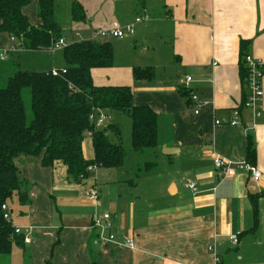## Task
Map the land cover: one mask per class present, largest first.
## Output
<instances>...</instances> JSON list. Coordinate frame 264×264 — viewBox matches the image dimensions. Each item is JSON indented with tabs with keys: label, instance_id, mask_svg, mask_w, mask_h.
<instances>
[{
	"label": "crops",
	"instance_id": "1",
	"mask_svg": "<svg viewBox=\"0 0 264 264\" xmlns=\"http://www.w3.org/2000/svg\"><path fill=\"white\" fill-rule=\"evenodd\" d=\"M75 1L85 9L83 22L72 18ZM30 4L24 13L38 25V0ZM56 17L67 44L81 32L98 41L100 30L123 28L143 18L134 34L112 38L114 65L93 70V77L99 85L131 86L135 105L150 106L157 113L154 152L171 167L162 186L166 183L179 204L145 214L137 211L135 202L105 204L99 198L96 206L83 198L87 190L81 199L78 196L88 178L77 183L61 162L50 168L42 165L41 157L21 156L15 163L18 176L30 183V201L22 205L16 200L15 216L12 202L8 206L13 225L31 227L32 234L30 243L14 245L10 264H218L215 255L219 264H264V97L260 116L242 106L239 123L215 125L216 120L232 119L233 109L244 100L241 41H249L246 54L264 60V0H56ZM66 31L72 34L71 42ZM15 44L8 34H0V49ZM45 51L49 50L12 52L0 63L21 64L20 54ZM135 67H153L155 79L136 81ZM187 77L192 78L188 89ZM190 94L201 101L197 115ZM106 123L116 124L109 122L108 114L102 127ZM249 135L256 144L254 165L262 178L254 181L246 167L237 168L234 176L220 177L215 157L235 165L244 162ZM165 147L176 152L164 155ZM91 148L85 153L88 160L94 157ZM191 180L198 184L197 196L186 186ZM104 211L112 214L111 230L118 242L100 248L94 245L91 222L95 213ZM132 234L134 250L121 244ZM235 234L238 244L229 240ZM213 244L215 253L210 251Z\"/></svg>",
	"mask_w": 264,
	"mask_h": 264
},
{
	"label": "trees",
	"instance_id": "2",
	"mask_svg": "<svg viewBox=\"0 0 264 264\" xmlns=\"http://www.w3.org/2000/svg\"><path fill=\"white\" fill-rule=\"evenodd\" d=\"M29 4L30 0H0V34L15 38L16 44L27 52L47 50L65 35L56 17V0H38V25L32 24L24 13ZM71 14L76 22L86 19L85 9L79 2L73 3ZM248 44L247 40L241 41L242 56ZM62 53L66 64L57 76L51 70H23L20 64H14L16 70L0 85V255L5 257H10L14 245L22 247L24 241L15 234L11 219L4 217L2 206L9 205L15 197L22 205L30 201V183L18 176L17 158L41 157L42 165L50 168L61 162L67 168L69 179L77 183L90 176L91 165L123 166L126 149L121 129L117 124L96 127L90 120L95 109L106 115L112 111L125 112L130 117L135 151L158 146L154 109L135 105L131 86L99 85L94 80L93 70L114 65L112 42L83 39L68 43ZM5 65L0 63L3 71ZM242 69L244 81L246 71ZM133 75L136 81L155 79L153 67H135ZM245 100L244 92L239 109ZM89 132L92 133V160L86 159L84 150ZM109 132L114 133L116 141L110 139ZM256 160V144L249 135L246 161L254 165ZM254 210L257 220L256 202Z\"/></svg>",
	"mask_w": 264,
	"mask_h": 264
},
{
	"label": "rangeland",
	"instance_id": "3",
	"mask_svg": "<svg viewBox=\"0 0 264 264\" xmlns=\"http://www.w3.org/2000/svg\"><path fill=\"white\" fill-rule=\"evenodd\" d=\"M30 5L31 4L27 6V9H29ZM64 20L65 19L62 18V22H64ZM66 33L68 34V41L71 42V32L66 31ZM89 36H91L90 33L86 34V32H81V36L76 38L77 40H83ZM97 40L104 42L113 41L115 39L100 36ZM3 43L4 40H2V44ZM20 55L23 58L20 67L23 70H47L46 68L54 64L59 66L65 62L61 50L55 54L51 51H45L35 56H28L23 53ZM15 70L16 67L13 65H5L4 71L0 68V85H4L7 77ZM108 115L109 122L116 123L121 129L122 143L126 149L125 163L118 168L99 167L95 173L90 172V176L86 180L85 185L83 184V189L78 193L79 198L81 199L80 194L84 193L85 190L96 187L99 191V198L103 200L105 204L112 201L121 204L135 202L137 211L144 212V214L151 210L172 208L179 204V198H174L167 192L165 188L166 183L162 186L163 180L171 167L161 160L162 158L160 155L155 154V148L146 149L143 152H135L133 150L131 143L132 122L125 112L112 111L109 112ZM106 125L107 123L105 126ZM108 135L112 141H115L113 132H109ZM90 139L91 136L86 137L85 153L92 149ZM187 197L188 196L185 195V198ZM83 198L85 199V197ZM16 203L15 197L11 204L13 206L14 216L18 214L19 211ZM9 262V257L0 255V264H8Z\"/></svg>",
	"mask_w": 264,
	"mask_h": 264
},
{
	"label": "built area",
	"instance_id": "4",
	"mask_svg": "<svg viewBox=\"0 0 264 264\" xmlns=\"http://www.w3.org/2000/svg\"><path fill=\"white\" fill-rule=\"evenodd\" d=\"M142 17L135 18L134 22L127 24L123 28H113V29H102L98 32L99 35L103 37H111V38H122L128 35H132L135 32V25L142 21ZM13 42H16L15 38L11 37ZM67 45L65 38H60L55 44L49 48L48 50L53 52L54 54L58 51H62L64 47ZM25 51L24 48H21L18 44H15L11 47V49H0V61H5L8 59V56L12 52H22ZM244 61V69L246 71L245 76V93H246V100L244 103L245 108H248L253 111L254 116L258 117L261 115V111L259 110L258 106L262 102L264 97V89H263V78H264V60L254 58L248 54L243 55ZM61 72L60 69H52L51 73L57 76ZM66 71L63 69L62 73ZM192 82L191 77H187L184 82V87L186 89L189 88L190 83ZM189 100L191 104L195 107L194 114L197 115L200 112L201 101L196 94H190ZM233 118L228 121L216 120L215 125L218 127L225 126L227 124H237L240 122L241 117V109L235 108L232 111ZM106 114L98 109H95L94 112L90 115V120L92 123L95 124L96 127L100 128L104 125L106 121ZM92 133H87V136H91ZM214 167L219 172L220 177H228L234 176L236 173L237 168L246 167L249 171L250 177L254 181H258L262 178L263 173L262 171L257 168L256 165L249 164L247 161L242 163L233 164L230 161L223 159L222 157L216 156L214 159ZM98 167L95 165L89 166V171L95 173ZM187 188L191 191L193 196H197L199 193L198 184L196 181H188L186 184ZM85 199L88 202L93 203L96 206L100 205L99 202V191L96 187H92L91 189L87 190L84 194ZM3 210L5 211L4 217L8 220L11 219L10 210L8 204H4L2 206ZM113 218L112 214L108 211H104L102 213H95L92 216V228L96 231V236L94 238V245L96 247L104 248L111 244H116L117 238L116 235L111 230ZM15 234L23 236L25 243H30L31 238L30 235L32 234L31 227H15ZM229 240L232 241L234 244H238L239 242V235H230ZM124 247L134 250L136 248V239L135 236L132 234L128 236L122 243ZM216 247L215 245L210 246V251L215 253ZM215 260L219 264L220 260L217 255H215Z\"/></svg>",
	"mask_w": 264,
	"mask_h": 264
},
{
	"label": "water",
	"instance_id": "5",
	"mask_svg": "<svg viewBox=\"0 0 264 264\" xmlns=\"http://www.w3.org/2000/svg\"><path fill=\"white\" fill-rule=\"evenodd\" d=\"M174 152H176L174 148H168V147H165V148H163V150H162V153H163L164 155H172Z\"/></svg>",
	"mask_w": 264,
	"mask_h": 264
}]
</instances>
